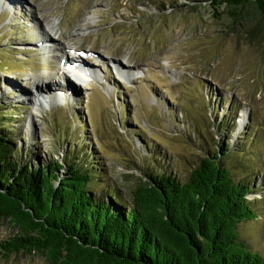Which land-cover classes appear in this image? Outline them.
<instances>
[{"label":"rangeland","instance_id":"rangeland-1","mask_svg":"<svg viewBox=\"0 0 264 264\" xmlns=\"http://www.w3.org/2000/svg\"><path fill=\"white\" fill-rule=\"evenodd\" d=\"M229 12L191 0H0V129L38 167L72 147L123 196L148 173L183 182L227 147L222 165L251 185L256 214L239 238L264 255V15ZM17 233L0 219V243ZM0 264L51 262L0 248Z\"/></svg>","mask_w":264,"mask_h":264},{"label":"trees","instance_id":"trees-1","mask_svg":"<svg viewBox=\"0 0 264 264\" xmlns=\"http://www.w3.org/2000/svg\"><path fill=\"white\" fill-rule=\"evenodd\" d=\"M225 4L239 20L264 0H191ZM4 112H0V117ZM2 128L5 124L0 123ZM0 129V219L18 233L0 243L8 256L40 252L51 264H264V255L239 238L254 220L251 185L235 181L223 148L203 157L183 182L148 173L127 196L100 183L101 171L72 159L42 167L23 161Z\"/></svg>","mask_w":264,"mask_h":264},{"label":"bare ground","instance_id":"bare-ground-1","mask_svg":"<svg viewBox=\"0 0 264 264\" xmlns=\"http://www.w3.org/2000/svg\"><path fill=\"white\" fill-rule=\"evenodd\" d=\"M56 26H58V24L56 23H54V22H52V25H51V27H50V30L51 31H54V29H55V27ZM81 26H83V25H81ZM81 26H79V29H77L78 31L79 30H81L80 28H81ZM45 34H46V32H45ZM54 34H57V31H55L54 32ZM47 37L50 39V41L51 42H53V40H52V38H50V35H48L47 34ZM63 49H64V47H63ZM60 52H62V57H64V55L66 56V53H64L65 51L64 50H62V48H61V51ZM67 60V59H66ZM70 64V62H68V60H67V64ZM113 63H115V65H116V67H117V70H120V71H125L124 70V67H122V65H121V69L119 68L120 67V63H119V67L117 66V62L116 61H114ZM121 63H123V62H121ZM68 64V65H69ZM124 64V63H123ZM83 65V64H82ZM68 71H66V72H64V71H61L60 72V74L64 77V75H65V73H67ZM69 72H75L76 74H78L79 76H81V77H84V78H86V77H88V76H90V73H89V71H87L86 70V68L85 67H81V65H78L77 63H75L74 62V64H70L69 65ZM86 72H88V74L86 73ZM77 75V76H78ZM83 79V78H82ZM81 80V79H80ZM84 80V79H83ZM83 80H81V81H83ZM44 81H42V80H33V85L34 86H36L37 84H41V83H43ZM36 83V84H35ZM38 86V85H37ZM30 101L31 102H33V103H31L33 106H36L37 108H41L42 106H43V100H41L40 98H32V99H30Z\"/></svg>","mask_w":264,"mask_h":264}]
</instances>
